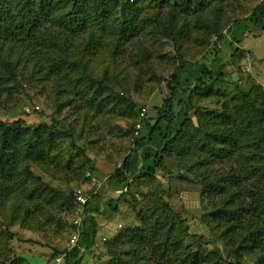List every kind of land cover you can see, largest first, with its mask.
<instances>
[{
	"label": "rangeland",
	"instance_id": "374dc122",
	"mask_svg": "<svg viewBox=\"0 0 264 264\" xmlns=\"http://www.w3.org/2000/svg\"><path fill=\"white\" fill-rule=\"evenodd\" d=\"M53 1H67L58 15L73 11L74 1ZM166 1H148L145 13L135 17V24L150 19L152 26L148 24L146 32L139 31L131 41L124 42L118 53L117 38L101 34V27L95 26L93 32L98 35L102 48L93 57H85L80 54L79 46L89 40V31L76 37L70 48L66 45L68 35L58 25L46 23L47 32L43 30L42 38H50L51 33L69 62L84 61L83 68L71 76L76 80L86 73L82 89L76 87L75 81L69 85L48 73L47 58L58 51L49 52L39 46L40 38L27 45L0 41V63H8L17 78L9 85V91L0 90V142L4 133L24 129L42 132L46 131V125L61 133L51 152L53 161L30 162L20 167L29 168L33 174L26 188H44L45 198L51 197L56 205H48L43 198L30 202L19 188L20 183L0 180V250L3 253L11 250L10 255L20 258L23 264H53L54 258L66 250L73 234L72 224L80 215L77 197L81 196L88 204L97 206L100 214L104 212L95 217L98 246L84 255L82 264L116 263L109 242L127 228L142 226L141 217L149 206L151 189L137 182L133 191L139 204L135 205L131 196L119 198V193L114 192L116 187L111 183V176L133 147L138 116L145 110L144 120H154L156 109L169 97L167 82L180 56L193 64L212 67L215 59H221L224 64L223 82L213 83L204 94L195 95L193 103L197 107L219 111L227 104L232 108L240 90L249 92L260 86L264 91L263 27L260 23L252 26L250 22V15L264 0H210L203 12L190 15L180 12L182 1L186 0ZM118 15L114 11V17ZM219 34L225 38L219 40ZM235 38L241 39L240 45L235 44L240 52L232 57L231 50L235 47L230 43H235ZM101 83L106 88L105 95L97 98L102 111L97 105H88L87 100L97 95L86 99L83 94L91 85L97 89ZM129 102L136 104L135 110ZM190 116L196 125V117L193 113ZM67 132L71 135L66 136ZM184 161L187 163V158ZM68 163L74 166L69 169ZM180 175L188 176L193 182L178 179ZM156 179L159 188L165 190L164 200L183 218L179 226L188 230L186 244L195 245L199 240L204 250L219 251L223 259L235 262L220 230L208 217L212 212V198L202 195L203 187L186 171L183 160L176 156L167 158L166 169L159 170ZM95 194L99 197L93 199ZM109 200L118 201V212L106 206ZM103 238L107 241L103 242ZM131 247L128 244L124 249ZM244 261V264H264V252L245 254Z\"/></svg>",
	"mask_w": 264,
	"mask_h": 264
},
{
	"label": "trees",
	"instance_id": "16d2710c",
	"mask_svg": "<svg viewBox=\"0 0 264 264\" xmlns=\"http://www.w3.org/2000/svg\"><path fill=\"white\" fill-rule=\"evenodd\" d=\"M68 1H74L73 11L58 15L67 1L0 0V41L27 45L40 38L39 46L47 48L49 52L58 51L47 58L48 73L60 77L69 85L75 81L76 87L81 88L87 79L86 73L76 80L71 76L83 68L84 61L69 62L65 52L58 49L61 47L59 41L51 33L50 38H42L43 30L47 32L46 23L58 25L68 35L66 45L69 47L73 46L76 37L89 31L91 37L79 46L80 54L83 53L85 57H93L102 48L98 35L93 32L95 26L101 27V34L111 36V39L117 38L118 53L124 42L131 41L139 31L146 32L148 24L152 26L150 19L135 24V17L145 13L148 1L156 0H134L132 3L130 0ZM209 1H182L180 12L185 15L203 12ZM114 11L119 12L117 17H114ZM250 22L252 26L260 23L264 32V4L252 12ZM243 28L248 29L247 26ZM223 38L225 36L219 34L218 39ZM235 41L230 45H240V38H235ZM214 50L220 53L217 48ZM231 51L232 57H235L240 48L236 46ZM178 61L167 82L169 97L156 109L154 120H144L130 153L111 176V183L116 187L114 192L119 193V198L131 196L135 205L139 204L133 191L136 183L143 182L151 189L149 206L141 217L142 226L127 228L109 242L112 255L116 257V263L111 264H244L245 254L264 252L263 88L255 86L249 92L240 90L233 99L232 108L227 104H223L219 111L197 107L193 97L204 94L213 83L222 81L224 64H221V59L213 60L212 67L209 64H193L181 56ZM16 80L15 70L6 62L0 63V90L9 91V85ZM94 89L95 86L91 85L83 94L86 99L92 94L97 95L87 100L88 105H97L102 111L97 98L105 95V85L101 83ZM129 105L135 110L136 104L129 102ZM192 113L196 117V125L191 120ZM139 122L138 119L136 124ZM44 128L46 131L42 132L24 129L3 134L0 142V180L20 183L19 188L30 202L43 198L53 207L56 202L51 197L45 198L44 188H26L33 174L29 168L20 169L25 163L53 161L51 152L55 150L57 135L61 133L47 125ZM65 135L71 134L67 132ZM174 156L183 160L186 171L192 173L201 184L202 195L212 198V212L208 217L220 230L221 238L235 262L223 259L219 251L204 250L199 240L195 245L186 244L188 230L179 226L183 218L172 211L162 197L165 190L156 184L158 171L166 169V159ZM186 158L187 163L184 161ZM73 166L68 163L69 169ZM214 166L220 168L216 170ZM178 179L193 182L188 176L180 175ZM155 193L160 197H155ZM92 197L95 199L99 196L95 194ZM106 206L118 212V201L109 200ZM85 213L88 217L84 221L81 242L67 254L68 264H82L84 255L79 257L81 249L85 248L87 253L97 243L95 217L100 214V209L88 204ZM72 227L74 233L73 224ZM128 244L132 247L125 250ZM10 253L11 250L5 253L0 250V264H23L20 258ZM65 253L67 250L56 257Z\"/></svg>",
	"mask_w": 264,
	"mask_h": 264
},
{
	"label": "built area",
	"instance_id": "2783aa9c",
	"mask_svg": "<svg viewBox=\"0 0 264 264\" xmlns=\"http://www.w3.org/2000/svg\"><path fill=\"white\" fill-rule=\"evenodd\" d=\"M133 1L134 0H130L131 3ZM145 116H146L145 110H143L140 114V117H139L140 122L136 127V132H135L136 137L139 136V134H140V131H141L142 126H143L142 123H143ZM77 201H78L77 204L80 207V215H79V218L73 223V226L75 227V232L70 236V239H69V242H68L67 248H66L67 253H65L62 256L55 257L53 260V264H64V262L66 261L67 254L69 252H71L81 242L82 230L84 228V221L86 219L85 218V214H86L85 208L88 206V201H87V199H85L81 196L77 197ZM102 241L106 242L107 240L105 238H103ZM97 246H98V243H96L94 247H97ZM85 252H86V249L82 248L81 254L79 255V257L85 255L86 254Z\"/></svg>",
	"mask_w": 264,
	"mask_h": 264
}]
</instances>
